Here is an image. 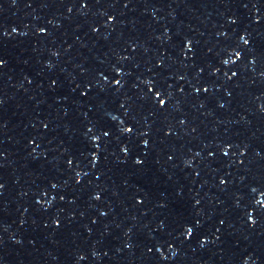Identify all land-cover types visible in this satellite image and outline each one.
I'll return each instance as SVG.
<instances>
[{
    "label": "snow or ice",
    "instance_id": "snow-or-ice-1",
    "mask_svg": "<svg viewBox=\"0 0 264 264\" xmlns=\"http://www.w3.org/2000/svg\"><path fill=\"white\" fill-rule=\"evenodd\" d=\"M161 103H163V101H161Z\"/></svg>",
    "mask_w": 264,
    "mask_h": 264
}]
</instances>
